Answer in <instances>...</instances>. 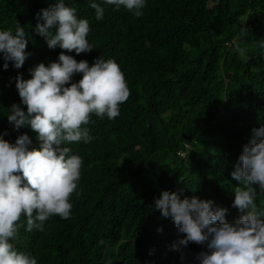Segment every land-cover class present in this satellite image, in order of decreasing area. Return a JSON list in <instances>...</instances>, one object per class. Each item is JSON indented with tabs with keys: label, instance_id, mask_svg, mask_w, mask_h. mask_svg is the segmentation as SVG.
I'll use <instances>...</instances> for the list:
<instances>
[{
	"label": "trees",
	"instance_id": "1",
	"mask_svg": "<svg viewBox=\"0 0 264 264\" xmlns=\"http://www.w3.org/2000/svg\"><path fill=\"white\" fill-rule=\"evenodd\" d=\"M54 2L0 0V30L14 32L19 23L32 53L19 70H4L0 60V134L7 130L10 142L27 134L38 147V134L13 130L7 115L20 103L13 78H31L30 68L61 51L34 31L37 13ZM65 3L88 20L95 48L70 54L90 66L101 56L114 59L130 95L116 118L91 116V142L64 145L83 162L71 216L54 215L43 232H28L22 215L24 227L10 242L38 264H197L203 246L175 250L182 237L154 200L164 190L213 199L228 222L239 218L230 173L264 124V0H147L140 17L103 5L101 20L88 0ZM255 203L264 211L258 189Z\"/></svg>",
	"mask_w": 264,
	"mask_h": 264
},
{
	"label": "clouds",
	"instance_id": "2",
	"mask_svg": "<svg viewBox=\"0 0 264 264\" xmlns=\"http://www.w3.org/2000/svg\"><path fill=\"white\" fill-rule=\"evenodd\" d=\"M103 5L121 7L136 17L143 15L147 0H88L101 20ZM34 31L45 38L50 50L61 49L57 60L41 62L29 69L31 78L18 73L13 79L19 104L9 108L7 120L13 130L28 128L36 132L38 147H33L27 134L14 142L0 134V264H38L29 252L18 251L12 241L18 235L21 216L26 218L25 231L43 232L52 216L68 219L72 214L70 197L78 189L82 157L72 154L64 145L91 142L86 125L91 116H119L120 105L130 90L124 73L114 59L96 58L90 66L78 61L72 53H90L88 20L77 15L75 7L65 0H55L37 15ZM246 31L242 29L243 32ZM264 47V38L260 40ZM28 39L19 23L15 30H0V60L3 69L10 65L21 69L32 53L26 51ZM241 56L243 47H237ZM76 74L82 78L74 81ZM26 106V111L22 107ZM230 173L237 182L233 207L240 216L226 220L227 209L213 199L184 197L164 190L154 200V207L174 223L181 239L173 245L177 251L190 243L203 246L197 264H264V211L255 203L257 189L264 194V124L252 130ZM183 258V257H182Z\"/></svg>",
	"mask_w": 264,
	"mask_h": 264
}]
</instances>
